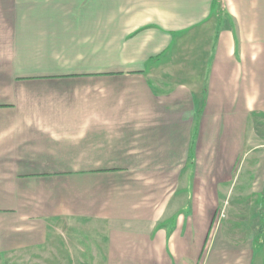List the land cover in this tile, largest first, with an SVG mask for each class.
Listing matches in <instances>:
<instances>
[{
  "label": "crops",
  "instance_id": "obj_1",
  "mask_svg": "<svg viewBox=\"0 0 264 264\" xmlns=\"http://www.w3.org/2000/svg\"><path fill=\"white\" fill-rule=\"evenodd\" d=\"M42 260L264 264V0H0V264Z\"/></svg>",
  "mask_w": 264,
  "mask_h": 264
},
{
  "label": "rangeland",
  "instance_id": "obj_2",
  "mask_svg": "<svg viewBox=\"0 0 264 264\" xmlns=\"http://www.w3.org/2000/svg\"><path fill=\"white\" fill-rule=\"evenodd\" d=\"M176 47H177V41H176V43H175L174 49H175ZM234 198H235V196H234ZM234 198H233V200H234ZM235 201H236V200H235ZM25 264H33V263H25ZM37 264H52V262L49 261V260H47V261L42 260V261H40V262L37 263Z\"/></svg>",
  "mask_w": 264,
  "mask_h": 264
}]
</instances>
